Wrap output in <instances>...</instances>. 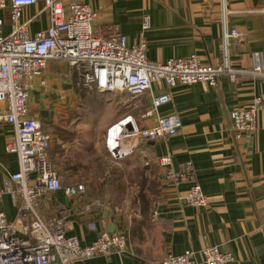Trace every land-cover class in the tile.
<instances>
[{"label": "crops", "instance_id": "0c3cea01", "mask_svg": "<svg viewBox=\"0 0 264 264\" xmlns=\"http://www.w3.org/2000/svg\"><path fill=\"white\" fill-rule=\"evenodd\" d=\"M62 3L88 4L97 13L95 27L102 31L118 27L129 46L140 35L144 36L149 62L192 54L203 64L226 65L233 74L219 75L214 86L154 85L155 92L171 94V100L161 105L158 112L178 114L177 132L154 141L127 137L120 149L134 146L131 153L119 158L101 154V160L109 161L104 170L109 176L108 173L114 176L121 170L123 174L130 173L137 167L142 170L143 190L151 195L145 196L147 202L138 200L133 206L147 204L148 211L153 205L155 216L149 220L140 210L136 218H129L117 207L112 210L97 206L95 200H100L97 194L102 192L101 185L86 178L99 175L96 171L100 170L91 166L97 143L91 141L90 134L98 127L106 131L126 116L141 122L140 115L148 108L150 95L134 99L126 92L98 93L80 88L77 74L67 61H48L29 90L28 110L51 135L50 158L62 184L83 183L86 190L80 201L65 197L61 191L43 196L42 215L64 216L66 234L76 236L81 246L93 242L104 230L123 231L128 238L127 253L90 257L75 264H159L163 256L186 250L196 251L199 258V250L210 244L231 254L233 260L228 264H264V111L256 115L255 131L237 140L228 116L231 110L248 106L254 97H264V75L252 72L253 53L262 55L264 67V0H62ZM143 15L150 21L144 31ZM25 17L31 18L30 35L48 27V13L42 3L28 7ZM230 30L240 36L228 35ZM107 107L111 114L107 110L100 112ZM3 112L0 103V184L19 164L16 154L5 150L14 132L2 118ZM144 124L153 126L154 122L149 119ZM164 156L171 158L175 167L181 162H192L196 182L207 196L205 206L190 205L185 200L190 183L163 179L157 158ZM1 198L0 211L14 220L17 205L6 194Z\"/></svg>", "mask_w": 264, "mask_h": 264}, {"label": "built area", "instance_id": "2783aa9c", "mask_svg": "<svg viewBox=\"0 0 264 264\" xmlns=\"http://www.w3.org/2000/svg\"><path fill=\"white\" fill-rule=\"evenodd\" d=\"M43 4L48 13V27L33 35L29 33L28 7ZM142 31L150 21L143 15ZM97 13L86 3L62 0H0V103L2 118L13 128V139L7 142V153L16 154L18 169L9 173L0 184V199L6 194L17 205L16 217L10 220L0 211V264H75L90 257L124 254L129 251L127 235L102 231L86 246L76 236L65 232L64 216L42 215L43 196L61 191L65 197L80 201L85 194L83 183L63 185L55 163L50 158L51 135L28 110L29 90L35 78L50 60L67 61L77 74L80 88L104 92H126L131 98L150 95L148 108L140 115L141 122L126 116L106 130L105 143L113 157L131 153L134 146L121 151L127 137L154 141L167 139L180 127L176 112L161 115L158 108L171 100L166 91L155 92L153 86L199 83L214 86L217 78L232 70L226 65L201 63L195 55L169 58L165 62H149L144 36L131 46L118 27L106 31L95 27ZM230 36L240 33L230 30ZM252 72L264 75L262 55L253 53ZM264 111V97H254L248 106L233 109L228 116L234 139H241L256 129V115ZM153 120V126L144 124ZM162 176L169 182H188L185 200L188 204L205 206L207 196L196 182L191 161L175 165L169 157L157 158ZM107 207L104 200H95ZM264 219V215L262 216ZM23 221V222H22ZM197 252L167 254L159 264H228L233 258L217 245L210 244Z\"/></svg>", "mask_w": 264, "mask_h": 264}, {"label": "rangeland", "instance_id": "374dc122", "mask_svg": "<svg viewBox=\"0 0 264 264\" xmlns=\"http://www.w3.org/2000/svg\"><path fill=\"white\" fill-rule=\"evenodd\" d=\"M103 109L105 110L100 112L104 113L107 110L109 114L112 113L109 107ZM101 116H105V114H101ZM97 123L98 120H95V124ZM102 123L103 120H101L100 125ZM89 137L92 142L96 141L97 143L96 144L97 147H95L97 153L93 154V156L95 157L94 159L95 161L91 166H93L95 170H97L98 168L100 170L96 171L97 173H99V175H93L92 177L89 176L86 178V180L91 181L92 183H100L102 192H100L97 196H100L101 200L106 199V201H108L107 203L109 204L110 209L115 210L113 207H117L119 208V210H121L120 213L126 214L127 216H129V218H131V216H134L136 218L137 212L139 210L141 212V208L144 205L143 206L138 205L135 207L133 205L137 203L138 200L139 203L143 202L146 195H151L149 194L148 190H143V185L145 184L144 182L145 177L141 172L142 170H139L138 167L137 168L135 167L136 169H134L133 167L134 170L131 169L130 173L123 174L121 170L120 172H117L114 176L111 172L110 173L107 172L108 174H111V176L107 175L106 173H104V170L105 168L107 169V167L109 166V161L106 160L105 158H103L102 160L100 159L102 153L103 154L105 153V155L108 156V158L110 157L109 155L111 154L107 149V144L104 143V139L106 137V131L105 129L98 127L92 132V134H90ZM132 166H137V165L130 164V167ZM110 168L112 169V165H110ZM112 182H115L114 184L115 187L112 190H109ZM153 208L154 206L150 205L147 213L141 212L143 217H147L149 220L153 219V216H155V213L153 212Z\"/></svg>", "mask_w": 264, "mask_h": 264}, {"label": "trees", "instance_id": "16d2710c", "mask_svg": "<svg viewBox=\"0 0 264 264\" xmlns=\"http://www.w3.org/2000/svg\"><path fill=\"white\" fill-rule=\"evenodd\" d=\"M99 194V193H98ZM97 194V195H98ZM100 197V196H99ZM100 200H101V198H100ZM144 200L147 202V199L146 198H144ZM105 201H106V199H105ZM108 207H109V204H108ZM147 208H148V206H147V204H146V206L144 205L142 208H141V212H143V213H146L147 212Z\"/></svg>", "mask_w": 264, "mask_h": 264}]
</instances>
